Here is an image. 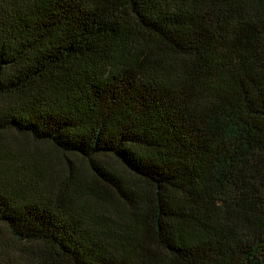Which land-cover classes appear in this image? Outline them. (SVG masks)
Returning a JSON list of instances; mask_svg holds the SVG:
<instances>
[{"label": "trees", "instance_id": "trees-1", "mask_svg": "<svg viewBox=\"0 0 264 264\" xmlns=\"http://www.w3.org/2000/svg\"><path fill=\"white\" fill-rule=\"evenodd\" d=\"M0 264H264V0H0Z\"/></svg>", "mask_w": 264, "mask_h": 264}]
</instances>
